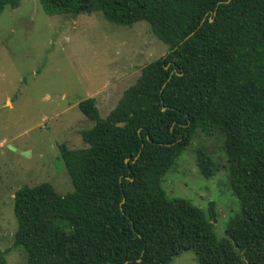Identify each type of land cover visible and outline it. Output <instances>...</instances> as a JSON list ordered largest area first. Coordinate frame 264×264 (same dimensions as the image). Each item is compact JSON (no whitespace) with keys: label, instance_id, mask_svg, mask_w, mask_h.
Segmentation results:
<instances>
[{"label":"trees","instance_id":"trees-1","mask_svg":"<svg viewBox=\"0 0 264 264\" xmlns=\"http://www.w3.org/2000/svg\"><path fill=\"white\" fill-rule=\"evenodd\" d=\"M20 1L0 0V14ZM227 1L38 0L48 15L144 21L168 53L141 68L106 117L94 97L78 103L93 125L80 132L83 148L60 146L71 193L49 183L15 192L13 246L26 264H171L186 251L199 264H264V0ZM215 130L240 204L221 240L213 203L208 219L161 187L196 132ZM196 165L206 179L217 170L204 148Z\"/></svg>","mask_w":264,"mask_h":264},{"label":"rangeland","instance_id":"rangeland-1","mask_svg":"<svg viewBox=\"0 0 264 264\" xmlns=\"http://www.w3.org/2000/svg\"><path fill=\"white\" fill-rule=\"evenodd\" d=\"M168 45L148 23L123 26L100 12L48 15L38 0H21L0 14V251L8 264H26L22 247L13 246L17 229L14 194L23 186L49 183L60 195L73 191L60 159V146L84 147L80 132L93 125L79 111L80 101L94 97L101 118L115 107L149 62L166 56ZM12 146L15 150L9 149ZM204 148L217 165L204 178L196 165ZM27 152V155H22ZM169 199H182L209 217L226 237L227 225L240 214L228 180L224 138L197 131L161 181ZM171 264H199L193 251Z\"/></svg>","mask_w":264,"mask_h":264},{"label":"water","instance_id":"water-1","mask_svg":"<svg viewBox=\"0 0 264 264\" xmlns=\"http://www.w3.org/2000/svg\"><path fill=\"white\" fill-rule=\"evenodd\" d=\"M230 0H228L227 2H229ZM210 21H212V19H210ZM163 110H165V108H163ZM9 147V149H12L13 151L15 150L12 146H8ZM22 155H27L28 153L27 152H22L21 153ZM126 162H128V159H126ZM123 201H124V199H123Z\"/></svg>","mask_w":264,"mask_h":264}]
</instances>
